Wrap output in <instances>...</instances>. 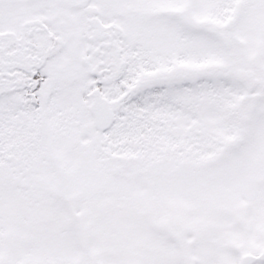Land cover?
<instances>
[{"label":"snow or ice","instance_id":"1","mask_svg":"<svg viewBox=\"0 0 264 264\" xmlns=\"http://www.w3.org/2000/svg\"><path fill=\"white\" fill-rule=\"evenodd\" d=\"M0 264H264V0H0Z\"/></svg>","mask_w":264,"mask_h":264}]
</instances>
